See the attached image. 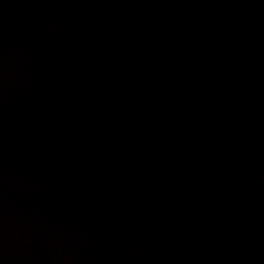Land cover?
I'll return each instance as SVG.
<instances>
[{"label":"water","instance_id":"95a60500","mask_svg":"<svg viewBox=\"0 0 264 264\" xmlns=\"http://www.w3.org/2000/svg\"><path fill=\"white\" fill-rule=\"evenodd\" d=\"M0 264H264V0H0Z\"/></svg>","mask_w":264,"mask_h":264}]
</instances>
